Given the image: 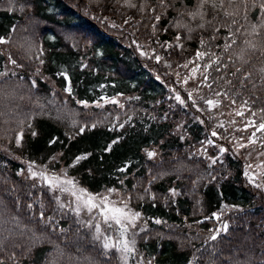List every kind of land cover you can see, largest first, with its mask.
<instances>
[{
    "label": "trees",
    "instance_id": "trees-1",
    "mask_svg": "<svg viewBox=\"0 0 264 264\" xmlns=\"http://www.w3.org/2000/svg\"><path fill=\"white\" fill-rule=\"evenodd\" d=\"M139 2L0 0V264H264V0Z\"/></svg>",
    "mask_w": 264,
    "mask_h": 264
},
{
    "label": "snow or ice",
    "instance_id": "snow-or-ice-1",
    "mask_svg": "<svg viewBox=\"0 0 264 264\" xmlns=\"http://www.w3.org/2000/svg\"><path fill=\"white\" fill-rule=\"evenodd\" d=\"M5 42L6 41L4 39H0V43H5ZM199 55H201V54L198 53V56ZM13 63H14V61H13ZM4 74L5 73H0V76H3ZM205 79H207V77H205ZM209 87H211V85H209ZM179 99H180V97H177V100H179ZM207 103L211 106H215V102H213L212 100H208ZM233 103H234V101H233ZM245 104H247V102H245ZM237 115H243V112H237ZM220 126L222 127L223 125H220ZM247 127H256L255 121H249L248 124L246 125V128ZM262 131H264V123H260L259 126L256 127V131L252 133L251 137H249V143H255L256 141L254 138L256 137V133L262 132ZM213 135L215 136L216 133L214 132ZM245 146L246 145H244V144L239 145V147H245ZM221 151L223 152L224 149L222 148ZM33 175L35 176L36 173H33ZM41 175L43 176V174H41ZM246 175H247V173H246ZM43 178L45 179L46 182L49 183L50 187L57 189V190H61V191H67V189L64 188L65 184H72L73 183V181H71V180H65V181L61 182L56 176L43 177ZM95 201H96V197L94 194L84 193L83 190H81L80 194L77 195L78 204H80L82 207L86 208L89 212H92L93 209L97 208V203ZM99 205H101V207L99 208V211H100L101 215L104 217L102 222L107 225L108 229H112L114 231L115 230L114 226H122L125 224L131 225L132 223H134L135 215H137V214L128 215L127 213L124 212L123 209L116 207L115 204L112 201H110L107 196L100 199ZM109 211L113 212L114 214L112 216H109L108 215ZM95 227H96L97 233L99 234L101 232V228H100L99 224H97ZM126 231H127V229L125 227H121L120 228V235L124 236L126 234ZM134 237H135V233L132 234V238H130V240L127 243H123L122 241L118 240L116 246L109 244L105 240L103 247L105 248L106 251L114 249L116 251L121 252L122 254H130L133 250V246L135 243ZM96 238L99 239L100 236L97 235ZM212 239H216V237L213 236Z\"/></svg>",
    "mask_w": 264,
    "mask_h": 264
},
{
    "label": "rangeland",
    "instance_id": "rangeland-1",
    "mask_svg": "<svg viewBox=\"0 0 264 264\" xmlns=\"http://www.w3.org/2000/svg\"><path fill=\"white\" fill-rule=\"evenodd\" d=\"M134 1H136V2H138L139 3V6H141L142 4L139 2V0H134ZM125 4V3H124ZM116 6V5H115ZM130 6L132 7V9L134 10V9H136V7H135V3L133 2V1H131L130 2ZM128 17H130V15L128 16ZM133 17V19L132 20H134L135 19V16H132ZM132 20H130V21H127V22H125L124 24H127V23H129V25H131V24H133V23H131V21ZM152 22L153 21H151V24H152ZM0 44H3V43H0ZM4 57H5V61H4V63H3V66L0 68V73H5V72H7V65L9 64V61H10V59L8 58V57H6V55H4ZM195 71V70H194ZM193 71V72H194ZM189 74H192L191 72L189 73ZM209 100V99H208ZM110 101H112V100H110ZM92 104H95V103H92ZM93 106H96V107H98L97 105H93ZM229 108H231V109H224V112L227 114L226 116H228L227 118H230V117H232V116H235V115H237V112H244L245 110H247V106H243V105H241V104H238V103H232V104H230L229 105ZM246 114H247V112H246ZM260 123H264V121H260V122H258L257 124H256V127H258L259 126V124ZM246 125L247 124H244V123H242V125H240L239 126V129L241 130V129H244V130H246L247 131V135H245V138L244 139H242V137L241 138H237V143H236V149L238 150V149H240V148H242V147H239V145L240 144H244V145H246L245 147L246 148H248L247 147V141H248V143H249V137H251V133L256 129V127H247L246 128ZM249 145L251 146V147H253L254 146V150H249L248 152H242L241 154L242 155H244L245 157H247V153H248V157H250V156H253L254 157V155L257 157V155H258V150H261L262 152L264 151V149L263 148H261V149H259V148H257L256 147V142L255 143H249ZM258 149V150H257ZM258 160H255V161H257L256 162V165L258 166V167H256V170L259 168V166L261 165V163L259 164V158H257ZM255 161H253V166L255 165ZM247 173H248V176L250 177L253 173L252 172H250V170H247ZM27 174H31V175H33V172H28ZM252 183H259L260 184V182H257V181H255L254 179H252V180H250ZM260 187L261 188H263L264 189V184L263 183H261L260 184ZM103 195H101L100 197H102ZM106 196V194H104V197ZM100 197H98V198H96V203H98L99 201H100ZM110 201H112L113 203L115 202V199H113V200H110ZM73 203V204H72ZM72 205V206H71ZM71 207H75L76 205H79V207L78 208H80V209H82L83 210V208L84 207H82L80 204H78V202H77V195L75 194V198H73L72 199V201H71ZM111 207V206H110ZM114 213L113 212H111V211H109L108 212V215L109 216H112ZM103 219H104V217H103Z\"/></svg>",
    "mask_w": 264,
    "mask_h": 264
}]
</instances>
